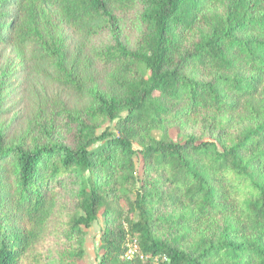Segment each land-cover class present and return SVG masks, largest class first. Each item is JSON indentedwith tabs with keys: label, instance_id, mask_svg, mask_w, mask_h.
<instances>
[{
	"label": "trees",
	"instance_id": "1",
	"mask_svg": "<svg viewBox=\"0 0 264 264\" xmlns=\"http://www.w3.org/2000/svg\"><path fill=\"white\" fill-rule=\"evenodd\" d=\"M203 1L0 0L1 48L42 44L58 87H99L72 142L46 110L50 128L16 134L0 109V264H80L100 214L98 264H264V36L244 32L264 21L230 9L191 44ZM138 3L130 46L118 19ZM202 110L214 140L195 133ZM172 124L191 130L177 140Z\"/></svg>",
	"mask_w": 264,
	"mask_h": 264
},
{
	"label": "rangeland",
	"instance_id": "2",
	"mask_svg": "<svg viewBox=\"0 0 264 264\" xmlns=\"http://www.w3.org/2000/svg\"><path fill=\"white\" fill-rule=\"evenodd\" d=\"M230 9H235L236 15H253L255 18H259L260 21H264V0H204L200 8L197 9L194 27L189 34L191 44L200 40L203 32L223 28ZM141 10L142 6L138 3L134 8L123 10L119 14L118 23L121 38L130 46L136 44L144 27V21L140 15ZM244 32L252 33L257 37L264 36L262 32ZM65 39L70 41L71 45H74L77 37L74 41L70 40L69 35ZM108 41L109 33L107 32L95 36L89 47L85 49L86 54L91 56V46ZM42 47V44H28L24 47H0V109L6 112L2 119H7V122H9L16 115L14 120L16 127H13V130L16 128V134H23L28 127V123L33 120L34 124L36 118L35 123H45L50 128L51 123L49 121L38 119L39 113L41 114L42 111L46 110L55 123L54 137L60 135L63 140L72 142L76 131L75 115L79 112V114H83L87 109L86 107L91 105L90 96L95 95L99 91V87L90 85L89 91L82 96H74L68 90L58 87L53 78L49 76V74H53V68L44 65L37 57L43 52ZM231 70L232 72L241 71L242 68L237 62ZM104 71V68L98 65L96 72L100 74V77L104 74ZM244 71L243 69L242 72ZM203 113L202 110L195 117V133L203 138L214 140L217 129L215 128L213 135L208 134L214 128L210 127L209 118H202ZM107 126L113 129L115 122L106 121L99 128V131ZM43 129L40 126L41 134L38 135L44 133L42 132ZM232 129L237 130L236 127H232ZM190 130L179 124H172L169 128L171 136L177 140L183 139L185 133ZM153 134L159 137L161 131L155 130ZM43 136L41 138L43 141L49 138L45 134ZM137 164L139 165L138 157ZM170 211L171 208H168L167 212ZM103 227L104 218L100 214L91 226L86 228V252L80 264H98V245ZM129 244H132V242H129ZM123 257L128 258L126 255Z\"/></svg>",
	"mask_w": 264,
	"mask_h": 264
},
{
	"label": "built area",
	"instance_id": "3",
	"mask_svg": "<svg viewBox=\"0 0 264 264\" xmlns=\"http://www.w3.org/2000/svg\"><path fill=\"white\" fill-rule=\"evenodd\" d=\"M135 251V246L134 245H129V249L127 250V252L125 253V255L127 257H129L133 252Z\"/></svg>",
	"mask_w": 264,
	"mask_h": 264
}]
</instances>
